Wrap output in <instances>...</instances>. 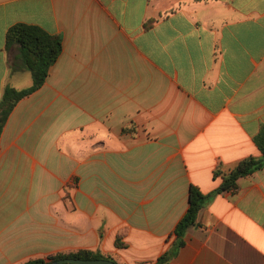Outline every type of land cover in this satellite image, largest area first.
Segmentation results:
<instances>
[{
    "label": "crops",
    "instance_id": "1",
    "mask_svg": "<svg viewBox=\"0 0 264 264\" xmlns=\"http://www.w3.org/2000/svg\"><path fill=\"white\" fill-rule=\"evenodd\" d=\"M21 22L63 51L0 136V264H154L192 186L208 198L169 264H264V169L219 192L261 156L264 0H0V100L33 84L5 47Z\"/></svg>",
    "mask_w": 264,
    "mask_h": 264
},
{
    "label": "trees",
    "instance_id": "2",
    "mask_svg": "<svg viewBox=\"0 0 264 264\" xmlns=\"http://www.w3.org/2000/svg\"><path fill=\"white\" fill-rule=\"evenodd\" d=\"M153 22L151 21V24ZM14 45L19 46V55L12 60L11 71L17 72L22 69L30 71L33 84L31 87L22 90L11 86L4 89L0 100V136L17 104L45 84L51 67L57 62L63 51L61 36L51 34L38 25L22 22L12 25L6 33V49H10ZM254 141L261 152V156H250L241 160L233 171L223 176L219 192L235 190L239 178L264 169V129L255 137ZM220 174L219 171L215 173L216 176ZM207 198L208 196L198 187H191L188 210L174 230L176 236L174 245L160 256L154 264H169L177 255L178 250L185 246V236L191 227L197 225L199 213L203 209ZM116 246L122 248L124 244L118 240ZM64 258L110 259L116 262L111 256L103 255L99 251L79 250L72 253H59L46 259H30L24 264H52L53 261Z\"/></svg>",
    "mask_w": 264,
    "mask_h": 264
},
{
    "label": "water",
    "instance_id": "3",
    "mask_svg": "<svg viewBox=\"0 0 264 264\" xmlns=\"http://www.w3.org/2000/svg\"><path fill=\"white\" fill-rule=\"evenodd\" d=\"M52 264H117V263L110 259L64 258L53 261Z\"/></svg>",
    "mask_w": 264,
    "mask_h": 264
}]
</instances>
